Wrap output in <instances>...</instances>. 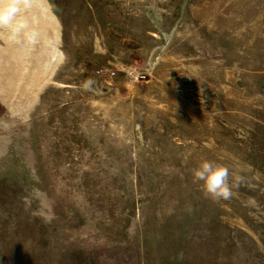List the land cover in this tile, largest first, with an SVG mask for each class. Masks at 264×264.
I'll return each mask as SVG.
<instances>
[{
	"label": "rangeland",
	"instance_id": "obj_1",
	"mask_svg": "<svg viewBox=\"0 0 264 264\" xmlns=\"http://www.w3.org/2000/svg\"><path fill=\"white\" fill-rule=\"evenodd\" d=\"M27 19L32 42L0 35V264H264V0Z\"/></svg>",
	"mask_w": 264,
	"mask_h": 264
},
{
	"label": "clouds",
	"instance_id": "obj_2",
	"mask_svg": "<svg viewBox=\"0 0 264 264\" xmlns=\"http://www.w3.org/2000/svg\"><path fill=\"white\" fill-rule=\"evenodd\" d=\"M32 3L33 0H0V35L6 34L9 41L15 44L32 42V26L27 19ZM192 175L194 182H203V191L210 198H230V171L226 166L203 161L198 168L193 169Z\"/></svg>",
	"mask_w": 264,
	"mask_h": 264
}]
</instances>
